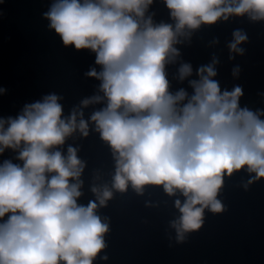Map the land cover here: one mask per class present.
<instances>
[{
	"label": "clouds",
	"instance_id": "9594fccd",
	"mask_svg": "<svg viewBox=\"0 0 264 264\" xmlns=\"http://www.w3.org/2000/svg\"><path fill=\"white\" fill-rule=\"evenodd\" d=\"M154 0H55L45 15L65 46L91 50L100 71V92L83 107L100 104L90 121L111 149L115 162L111 185L93 184L95 199L83 195L85 162L76 147L60 149L79 131L89 135V121L74 109L65 119L60 97L48 95L25 105L16 118L0 119V154L18 150L19 163L0 164V264H93L106 248L109 224L97 214L114 191L139 195L146 186L162 187L179 217L171 222L177 240L198 230L205 209L223 210L217 199L225 176L246 169L264 178V112L241 108L237 86L223 91L213 79L215 63L197 70L193 93L170 91L166 65L180 55L174 45L203 25L230 16L264 20V0H164L171 23L154 24L146 16ZM247 40L233 32L232 52L242 54ZM183 81L190 64L178 70ZM107 259V257H103Z\"/></svg>",
	"mask_w": 264,
	"mask_h": 264
}]
</instances>
